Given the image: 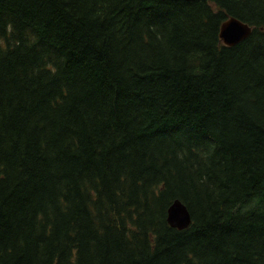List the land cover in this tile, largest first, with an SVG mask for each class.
Masks as SVG:
<instances>
[{"label":"trees","instance_id":"obj_1","mask_svg":"<svg viewBox=\"0 0 264 264\" xmlns=\"http://www.w3.org/2000/svg\"><path fill=\"white\" fill-rule=\"evenodd\" d=\"M0 264H264V0H0Z\"/></svg>","mask_w":264,"mask_h":264},{"label":"water","instance_id":"obj_2","mask_svg":"<svg viewBox=\"0 0 264 264\" xmlns=\"http://www.w3.org/2000/svg\"><path fill=\"white\" fill-rule=\"evenodd\" d=\"M252 31L253 27L250 24L235 16H230L222 23L219 36L226 46L232 47L248 39ZM192 221L188 206L181 199H175L167 209L168 224L178 230H184L192 224Z\"/></svg>","mask_w":264,"mask_h":264}]
</instances>
